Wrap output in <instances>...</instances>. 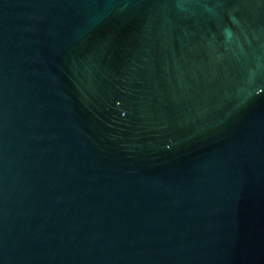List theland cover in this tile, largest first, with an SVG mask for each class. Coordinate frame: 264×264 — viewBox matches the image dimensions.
Returning a JSON list of instances; mask_svg holds the SVG:
<instances>
[{"label": "water", "instance_id": "obj_1", "mask_svg": "<svg viewBox=\"0 0 264 264\" xmlns=\"http://www.w3.org/2000/svg\"><path fill=\"white\" fill-rule=\"evenodd\" d=\"M0 264H264V0H0Z\"/></svg>", "mask_w": 264, "mask_h": 264}]
</instances>
